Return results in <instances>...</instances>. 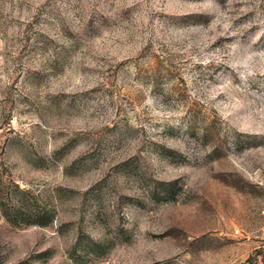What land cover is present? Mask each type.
<instances>
[{
	"label": "rangeland",
	"instance_id": "374dc122",
	"mask_svg": "<svg viewBox=\"0 0 264 264\" xmlns=\"http://www.w3.org/2000/svg\"><path fill=\"white\" fill-rule=\"evenodd\" d=\"M0 264H264V0H0Z\"/></svg>",
	"mask_w": 264,
	"mask_h": 264
}]
</instances>
